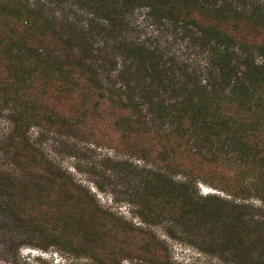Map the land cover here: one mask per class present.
<instances>
[{
  "label": "trees",
  "instance_id": "1",
  "mask_svg": "<svg viewBox=\"0 0 264 264\" xmlns=\"http://www.w3.org/2000/svg\"><path fill=\"white\" fill-rule=\"evenodd\" d=\"M1 114L9 132L0 151L23 171L31 167L16 158L41 155L29 126L99 119L150 163L137 172L142 204L164 195L171 208L178 205L196 248L241 250L246 264H264V0H0ZM224 162L239 171L224 189L232 201L194 191L195 166ZM10 172L0 168V192L19 199L28 183ZM46 183L45 193L65 207L68 198ZM18 199L9 208L13 246L46 250L35 235H47L67 260L72 255L65 264L74 257L116 264L115 256L102 258L99 237L80 244L26 222L29 208ZM147 212L148 225H156L157 214ZM139 232L147 240L136 263L166 264L151 232Z\"/></svg>",
  "mask_w": 264,
  "mask_h": 264
},
{
  "label": "rangeland",
  "instance_id": "2",
  "mask_svg": "<svg viewBox=\"0 0 264 264\" xmlns=\"http://www.w3.org/2000/svg\"><path fill=\"white\" fill-rule=\"evenodd\" d=\"M142 30L150 31L149 28ZM2 114L0 141L9 132V123ZM103 124L106 123L98 119L72 127L51 126L49 123L29 126L27 137L41 155L34 159L27 158V161L16 158L17 164L31 167L24 171L18 169L12 156L0 151V168L13 171L10 173L21 179V183H28V191L23 197L20 195L23 206L29 208L30 217H23L26 222L31 219L33 225L37 222V226L42 225L43 229L51 232H60L71 242L76 240L80 244L99 237L97 246L106 248L102 258L115 256L116 264H140L136 263L139 247L143 239L147 240L139 232L141 230L151 232L152 244H155L159 257L166 264L248 263L249 257L246 260L241 250H236L230 256L225 251L219 253L217 248L200 250L187 241L188 235L178 221V205L171 208L170 204L164 202V195L152 204H142L140 195L143 190L139 187L137 172L144 166L150 167V163L139 159L130 142L121 138L118 131L111 126L104 127ZM156 164L160 171H164L162 161ZM228 164L195 166L194 191L201 196L209 195L232 201V196H228L224 189L232 184L230 178L238 168L235 164ZM171 177L175 182L181 181L183 177L180 168L175 167ZM46 182H53L55 188L68 198L65 207L51 192L45 193ZM40 188L43 190L38 191ZM202 188L210 191L203 193ZM13 193L0 192V264H65L70 261L72 255L67 260V253L49 245L47 235H35L43 246L48 245L46 250L10 244L7 230L16 218L10 215L9 208L18 199ZM250 201L259 205L255 199ZM211 204L215 206L219 203ZM169 208L172 209L171 216L166 214ZM148 210L157 214L156 225H148V216L151 214ZM193 230L195 228L190 229L189 233ZM96 252L99 254V251ZM71 261L73 264H85L86 259L74 257Z\"/></svg>",
  "mask_w": 264,
  "mask_h": 264
},
{
  "label": "built area",
  "instance_id": "3",
  "mask_svg": "<svg viewBox=\"0 0 264 264\" xmlns=\"http://www.w3.org/2000/svg\"><path fill=\"white\" fill-rule=\"evenodd\" d=\"M203 190H204V192L203 193H207V192H209L210 190H207V188H202Z\"/></svg>",
  "mask_w": 264,
  "mask_h": 264
}]
</instances>
